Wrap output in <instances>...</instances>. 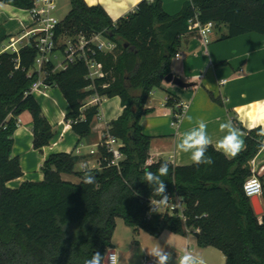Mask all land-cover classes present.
<instances>
[{"label": "trees", "instance_id": "1", "mask_svg": "<svg viewBox=\"0 0 264 264\" xmlns=\"http://www.w3.org/2000/svg\"><path fill=\"white\" fill-rule=\"evenodd\" d=\"M0 2L21 10H30L34 3ZM195 15L201 23L214 22L217 29L224 26L222 41L251 33L264 36V0H189L177 15L165 12L162 0H144L135 12L116 22L101 6L70 0L56 41L103 34L115 44L114 52L88 53L103 64V77L90 81L81 58L63 70L55 71V65L48 63L39 72L34 47L0 54V264H84L94 252L103 254L112 248L119 219L154 237L165 231L180 236L193 233L200 248L217 249L226 264H264V215L254 213L244 192L252 176L250 163L264 141L256 131L240 126L246 148L235 158L227 159L210 146L206 155L213 159L211 165L169 163L168 175L162 177L166 195L183 201L185 221L152 212L151 200L160 197L152 196V188L143 182L144 170L150 166L156 172L163 161L149 164L152 138L143 133L140 122L150 113L146 105L151 94L173 75L172 63L180 54L182 38L193 33L189 20ZM7 39L0 27V43ZM64 48L56 52L63 54ZM41 76L64 95L70 107L65 121L80 142L90 137L100 116V104L85 109L86 100L121 99L123 114L108 125L122 143L124 160L119 168L109 167L105 161L109 155L102 152L100 167L89 169L96 182L84 184L77 166L88 157L58 153L44 162L42 182H25L17 189L7 186L23 176L20 160L13 156L19 118L25 112L32 116L35 150L50 146L56 135L31 93ZM175 100L169 97L167 105L173 108ZM62 175L77 176L81 182H66Z\"/></svg>", "mask_w": 264, "mask_h": 264}, {"label": "crops", "instance_id": "2", "mask_svg": "<svg viewBox=\"0 0 264 264\" xmlns=\"http://www.w3.org/2000/svg\"><path fill=\"white\" fill-rule=\"evenodd\" d=\"M142 1L144 0H85L91 7H103L115 22L135 12ZM188 1L162 0V3L165 12L177 15ZM31 25L28 10L17 9L0 2V27L8 36L5 42L0 43V54L5 47L16 42L30 29ZM226 32L224 26L216 29L208 45L203 44L195 33L182 38L180 54L171 69L174 77L190 84L191 87L183 88L164 83L159 90L173 91V94L169 93V97L188 104L189 108L179 127L173 128L172 107L167 105L169 97L160 106L156 105L158 102L156 98L150 97L146 105L150 113L140 122L143 133L152 138L149 164L168 161L175 166L192 165L190 154L179 152L175 146L181 135L195 126L197 120L203 119L207 123V131L215 143L224 135L219 131L220 123L231 118L237 127L242 126L248 130L240 123V118L251 111L257 102L264 103V36L251 33L225 41L220 40ZM24 43L26 40L17 46ZM33 95L56 135L50 146L35 150L32 116L25 112L19 118V125L14 134L13 156L19 158L23 176L7 184L11 189H17L25 182H42L44 180L42 166L52 154L76 153V150L80 149L82 155L86 156L87 147L97 143L101 133L111 122L121 117L124 111L119 97L102 98L99 102L100 116L93 123L92 133L89 138L80 142L79 137L72 132L71 125L65 121L70 107L60 89L54 86L43 87ZM94 105L93 97L88 98L85 109ZM186 116H191L193 121L190 123ZM243 138L245 140V135ZM87 160L89 168L97 167L94 159ZM250 166L252 173L258 174L264 188V151L259 152ZM80 168L81 165H78L77 171H80ZM62 179L73 184L81 182L80 178L74 175H62ZM262 197L259 199L264 209ZM165 232L172 234L173 243L179 249L186 248L192 254L202 256L208 260L206 264L213 262V258H220L221 264H226L225 256L217 249L200 248L197 237ZM217 251L218 254L215 253ZM145 259L148 262L149 258L144 257V264Z\"/></svg>", "mask_w": 264, "mask_h": 264}, {"label": "built area", "instance_id": "3", "mask_svg": "<svg viewBox=\"0 0 264 264\" xmlns=\"http://www.w3.org/2000/svg\"><path fill=\"white\" fill-rule=\"evenodd\" d=\"M33 1V7L28 10L32 20L31 28L26 30L16 42H12L7 47H5L3 53L11 52L18 54L20 49L24 47H34L37 51L35 68L39 72L48 63H53L55 65V71H59L66 69L67 65L74 62L77 58H81L84 59L87 64V78L90 81H94L103 77V64L98 62L94 57H91V55L89 56L88 53L94 55L95 50H98V52L104 54L113 53L116 48L115 44L106 39L103 34H92L89 37L80 36L76 40L64 39L63 41L60 40L57 42L56 30L61 23L55 17V13L57 11V0ZM147 1L153 3L155 0ZM189 28L193 31V33L197 35V37L203 42V44L208 45L212 40V36L216 31L217 26L214 22L201 23L198 19V15H195V17L189 20ZM25 40L26 43L21 45L22 48L17 47V44H21ZM62 45L65 47L63 51L64 60L59 64H56L54 60L57 59V54L59 53L56 52V50ZM30 75H32V73H30ZM45 79L46 77L41 76L40 80L32 86V94L38 92L43 87H50L45 83ZM93 99L96 105L102 98H100L99 96H93ZM174 103V107L172 108L171 127L178 128L189 106L188 104L178 100H175ZM121 148L122 143L115 136H113L107 128L101 133L100 139L97 143L87 147L88 153L86 154V157L94 159L97 163V167L95 168H99L102 152H106L109 155V158L105 157V161L107 162L108 166L119 168L120 163L124 160V155L121 151ZM75 154L77 156H83L80 149L76 150ZM82 162L88 165L87 159L83 160ZM88 169L91 168L88 167ZM253 181H257L258 186L256 183H253ZM244 192L249 198H261L263 196V183L257 173H252V176L245 182ZM153 203L156 207V210H154V206L151 205L152 212L159 214L168 213L170 215H177L183 221L186 220L184 216L185 206L181 199L178 198L176 199V201H174L169 197L167 202L164 204H159L157 203V201H154ZM188 233L190 234V232ZM110 252L115 251L110 250ZM146 262L147 259H145V263Z\"/></svg>", "mask_w": 264, "mask_h": 264}, {"label": "clouds", "instance_id": "4", "mask_svg": "<svg viewBox=\"0 0 264 264\" xmlns=\"http://www.w3.org/2000/svg\"><path fill=\"white\" fill-rule=\"evenodd\" d=\"M191 123L193 118L186 116ZM240 123L248 129V131H256L257 136L264 137V103L257 102L256 106L240 118ZM219 131L224 135L215 143L207 131V123L203 120H197L195 126L185 131L178 143L176 149L181 153L190 154V160L196 166L211 165L213 159L206 155L209 147H213L215 151L220 152L227 159L235 158L240 152L245 150L246 143L244 140V132L237 127L231 118L219 124ZM260 150L264 151V141L260 142ZM80 171L83 173L82 182L84 184H94L96 182L92 171L88 169L86 163L81 162ZM169 162L163 161L159 164L156 172L149 168L144 170V180L152 188V196L160 197L157 203L164 204L168 200L166 195L167 185L162 177L168 175ZM258 186L257 181H253ZM151 204L154 206L153 201ZM154 210L156 207L154 206ZM148 255L153 258L155 264H206L202 256L194 255L192 252L185 250L182 255L173 260V253L166 251L158 242L148 250ZM84 264H119V258L115 252L105 250L103 254L96 251L90 259H86Z\"/></svg>", "mask_w": 264, "mask_h": 264}, {"label": "rangeland", "instance_id": "5", "mask_svg": "<svg viewBox=\"0 0 264 264\" xmlns=\"http://www.w3.org/2000/svg\"><path fill=\"white\" fill-rule=\"evenodd\" d=\"M57 11L55 17L58 21H62L70 11V0H57ZM21 47V45H19ZM17 46V47H19ZM22 48V47H21ZM114 55H118V52H115ZM64 60V55L59 52L57 54V59L54 60L56 64H59ZM176 61L174 60L172 65H175ZM175 89L172 88V90ZM173 94V91H170ZM168 91L155 90L151 98H156L158 102L156 105H161L167 97H169ZM158 106V107H159ZM264 204V197H262ZM187 236L196 237L193 233H188ZM171 237V238H170ZM172 234L165 232L161 237H154L143 230H135L129 226H126L124 221L119 219L117 221V228L112 240V248L110 250H115L119 258V264H144V257H148L149 260L147 264H155V261L152 257L148 255V250L156 245L158 242L166 251L173 253V260L178 258L183 254L185 249H179L175 243H173ZM114 248V249H113ZM215 253H219L218 251ZM220 255V254H219ZM207 263V259H204ZM146 264V263H145ZM210 264H221L220 258H213V262Z\"/></svg>", "mask_w": 264, "mask_h": 264}, {"label": "water", "instance_id": "6", "mask_svg": "<svg viewBox=\"0 0 264 264\" xmlns=\"http://www.w3.org/2000/svg\"><path fill=\"white\" fill-rule=\"evenodd\" d=\"M166 83H171V84L177 85L179 87H183V88L191 87L190 84L183 83L179 78L174 77L173 75H170L166 79ZM250 201H251V206H252V208L254 210V213L257 216L264 215V209L262 207L260 199L258 197H252V198H250Z\"/></svg>", "mask_w": 264, "mask_h": 264}]
</instances>
